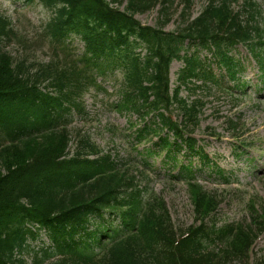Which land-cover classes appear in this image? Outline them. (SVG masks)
<instances>
[{"label":"trees","instance_id":"1","mask_svg":"<svg viewBox=\"0 0 264 264\" xmlns=\"http://www.w3.org/2000/svg\"><path fill=\"white\" fill-rule=\"evenodd\" d=\"M39 1L53 12L45 36L56 62L36 71L5 51L16 31L0 11V264H27L23 250L39 236L31 223L53 242L43 258L36 252L34 264L59 255L64 258L57 264H248L258 234L251 226L202 225L179 240L164 201L139 187L124 160L103 152L87 135L71 153L64 123L70 107H64V99L78 106L82 92L103 88L99 77L115 78L118 72L112 105L121 114L137 116L139 122L131 123L138 126L132 143H152L145 150L165 151V161L177 168V155L186 150L188 163L172 177L189 182L198 214L211 213L219 202L191 182L197 172L192 157L208 161L192 137L205 101L192 97L218 81L200 51L206 49L237 81L242 63L232 50L245 45L264 79L260 5L245 0L236 9L234 0H207L193 17L192 0ZM158 6L156 27L135 18ZM177 13L176 30L165 31ZM75 40L83 44L82 51L71 46ZM175 60L184 66L172 88ZM48 87L57 91L48 92ZM258 223L264 228V220ZM217 241L222 248L214 246ZM256 264H264V258Z\"/></svg>","mask_w":264,"mask_h":264},{"label":"rangeland","instance_id":"2","mask_svg":"<svg viewBox=\"0 0 264 264\" xmlns=\"http://www.w3.org/2000/svg\"><path fill=\"white\" fill-rule=\"evenodd\" d=\"M254 1L261 5L264 11V0ZM206 2L207 0H193L192 16H197ZM243 2L244 0H236V9H240ZM0 11L11 20L17 32L15 38L5 46V50L9 51L15 60L25 61L26 66L35 71L43 66L48 67L49 61L53 60V65L55 64L53 50L44 35V29L53 15L49 8L39 2L28 3L27 0H0ZM158 15L159 7L138 13L136 17L144 24L156 26ZM177 24L175 15L167 29L175 30ZM71 46H75L74 49L78 51L83 50L79 40L74 41ZM237 53L246 62V69L241 74L242 80L248 85L246 93L219 89L218 92L204 89L197 93L205 96L207 101L200 128L196 131L197 137L201 142L204 139L206 151L218 160L217 164L231 180L223 183L215 179L218 178L217 175L214 178L205 174L203 178L208 179H202L201 183L206 191L220 202L211 223L218 226L228 223L250 225L258 232L262 224L257 227L254 220L258 215L264 218V88L258 93V66L250 58L247 49L239 46ZM202 55L210 56L205 51ZM32 63L33 65H30ZM210 64L216 69L215 61ZM182 66L179 61L172 64L173 87L177 84V72ZM116 76L117 78L109 76L105 80L99 77L98 82L103 84L104 90L93 87L85 90L77 100L78 106L72 105L70 113L67 112L71 152L76 149L84 135L90 136L105 152H113L119 157L126 156L128 151L134 149L132 142L136 133L127 138L124 134L134 131L128 130L129 121L135 123L137 119L119 114L111 108L112 101L116 98L115 89L120 74L116 72ZM182 94L186 96L188 93L183 90ZM212 132L217 135H211ZM240 150L243 151L240 153ZM129 156L133 159L135 152ZM161 159L162 157H158L155 164ZM195 163L197 164V160ZM131 169L133 170L134 166H131ZM142 181L143 185L150 187V192L163 198L178 229L185 230L195 224L198 215L186 183L173 182L156 175H150ZM47 244L48 240L42 236L31 243L30 249L34 247L33 250H37ZM263 257L264 232L254 245L250 262L254 264ZM28 259L31 262L29 254Z\"/></svg>","mask_w":264,"mask_h":264}]
</instances>
